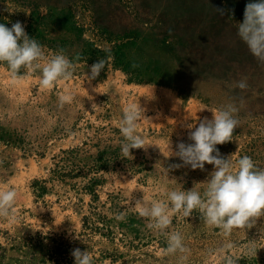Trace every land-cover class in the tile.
<instances>
[{"label":"rangeland","instance_id":"374dc122","mask_svg":"<svg viewBox=\"0 0 264 264\" xmlns=\"http://www.w3.org/2000/svg\"><path fill=\"white\" fill-rule=\"evenodd\" d=\"M249 2L0 0V24L20 21L48 56L61 48L81 55L72 77L52 89L40 86L39 71L21 68L14 80L0 63V185L18 192V222L0 219V264H74L75 248L94 264H179V253L161 255L166 238L132 206L165 198V188L203 192L214 166L192 169L168 156V143L173 153L194 143L190 132L227 102L239 123L232 141L216 145L221 157L247 155L264 168V62L237 36ZM100 59L104 70L84 80ZM244 78L246 89L234 86ZM65 89L75 99L60 107ZM130 102L143 109L137 131L146 148L123 158L117 122ZM173 230L190 250L186 264H219L226 238L198 211L174 216ZM228 239L237 264H264V215Z\"/></svg>","mask_w":264,"mask_h":264},{"label":"clouds","instance_id":"9594fccd","mask_svg":"<svg viewBox=\"0 0 264 264\" xmlns=\"http://www.w3.org/2000/svg\"><path fill=\"white\" fill-rule=\"evenodd\" d=\"M216 11L223 14L221 9ZM237 36L258 61L264 62V0H255L245 5L243 22L237 23ZM105 51L108 52L107 49ZM80 60L79 53L70 59L63 48L50 56L46 55L43 46L26 34L20 21L13 23L11 28L0 24V63L7 65L14 80L23 79L21 68L26 69V74L39 71L40 86L52 89L58 81H67L72 77ZM104 68L105 60H97L90 66V74H84V80L96 79ZM234 86L246 89V78L236 82ZM74 99L75 94L70 89H65L58 97L59 106L71 104ZM238 111L235 103H224L211 112L212 119L200 120L195 130L190 132L189 139L194 143L186 145L180 142L176 145L177 151L174 153L170 150V142L168 143V156L179 157L184 165L201 170L205 164L214 166L203 192L194 188L187 191L165 188L161 189L165 198L142 197L132 206L139 217L148 220V229L166 238L167 246L160 250L161 255L179 253V264H186L190 250L185 246L184 237L178 230L166 231L171 227L174 216L186 218L193 211H198L208 226L219 229L226 238L218 250L219 264H237L240 257L231 253L235 245L228 238L234 228L251 227L255 218L264 215V168L258 167L247 155L239 157L233 163L229 157L222 158L216 148L218 144L232 141L239 123L236 118ZM142 118L143 109L138 102L127 103L122 108L117 127L123 138L120 143L123 158L131 156L132 149L146 148L145 139L137 131ZM172 167L179 168L181 165ZM163 171L167 174L168 169L163 168ZM17 196L15 188L0 185V219L10 223L18 222L14 211ZM125 216V212H120L115 215V219L122 221ZM250 253L255 255L256 250L251 249ZM71 256L74 258V264H94V258L87 250L75 248L71 251Z\"/></svg>","mask_w":264,"mask_h":264}]
</instances>
